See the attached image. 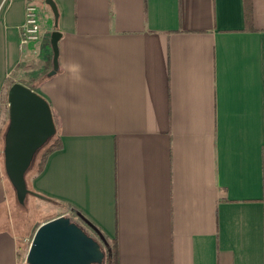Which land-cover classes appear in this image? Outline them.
<instances>
[{
	"label": "crops",
	"instance_id": "obj_1",
	"mask_svg": "<svg viewBox=\"0 0 264 264\" xmlns=\"http://www.w3.org/2000/svg\"><path fill=\"white\" fill-rule=\"evenodd\" d=\"M27 1L0 0V127L12 82L47 99L61 147L26 181L63 210L17 232L0 139V264L58 215L118 264H264V0L252 28L243 0H54L57 26L33 0L24 40Z\"/></svg>",
	"mask_w": 264,
	"mask_h": 264
},
{
	"label": "water",
	"instance_id": "obj_2",
	"mask_svg": "<svg viewBox=\"0 0 264 264\" xmlns=\"http://www.w3.org/2000/svg\"><path fill=\"white\" fill-rule=\"evenodd\" d=\"M44 2L51 8L57 26L55 1ZM60 36L58 29L51 32L53 56L48 75L55 74L58 69ZM6 97L8 121L3 134L4 171L18 202L24 204L27 194L44 197L28 187L25 173L36 151L55 133V121L47 99L22 82H12ZM103 257L104 251L97 239L69 216L58 215L38 225L25 259L29 264H91L101 262Z\"/></svg>",
	"mask_w": 264,
	"mask_h": 264
},
{
	"label": "rangeland",
	"instance_id": "obj_3",
	"mask_svg": "<svg viewBox=\"0 0 264 264\" xmlns=\"http://www.w3.org/2000/svg\"><path fill=\"white\" fill-rule=\"evenodd\" d=\"M43 1V0H41ZM44 2V1H43ZM39 4V3H38ZM45 4V3H44ZM4 118H6V124L4 126L3 131L1 130V143H3V134L5 128L7 126L8 114H7V105H5ZM39 157V152L35 153L33 160L25 173V177L28 178L29 173L34 171L35 164ZM6 175V174H5ZM6 179L7 176H6ZM13 193V223L14 228L20 234V232H29L33 226L43 217H50L55 215L57 212L63 210L62 206L53 201H48L38 196L27 194L25 197L24 204H20L16 198L15 190L12 186ZM25 251H22L21 257L19 258L20 264H29L25 259ZM91 264H106L105 259L101 262H92Z\"/></svg>",
	"mask_w": 264,
	"mask_h": 264
},
{
	"label": "trees",
	"instance_id": "obj_4",
	"mask_svg": "<svg viewBox=\"0 0 264 264\" xmlns=\"http://www.w3.org/2000/svg\"><path fill=\"white\" fill-rule=\"evenodd\" d=\"M243 11H244V21L245 27L252 28V0H243ZM6 118L2 120L3 125L6 124ZM3 131L4 126L0 127ZM61 147V139L59 136L58 131L56 130L55 133L48 138V140L36 151L39 152V157L35 164L34 171L39 172L46 161L47 156L53 150ZM97 239L104 251V257L106 264H118V246H117V239L114 238H107L106 236L102 235V238Z\"/></svg>",
	"mask_w": 264,
	"mask_h": 264
},
{
	"label": "built area",
	"instance_id": "obj_5",
	"mask_svg": "<svg viewBox=\"0 0 264 264\" xmlns=\"http://www.w3.org/2000/svg\"><path fill=\"white\" fill-rule=\"evenodd\" d=\"M41 32L38 5L33 0L25 4V18L21 27V37L24 40H36Z\"/></svg>",
	"mask_w": 264,
	"mask_h": 264
}]
</instances>
